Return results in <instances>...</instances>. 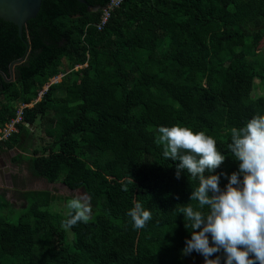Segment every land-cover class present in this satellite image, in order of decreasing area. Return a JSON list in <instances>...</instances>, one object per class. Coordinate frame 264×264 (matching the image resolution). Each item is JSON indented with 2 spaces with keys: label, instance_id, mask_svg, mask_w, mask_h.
<instances>
[{
  "label": "trees",
  "instance_id": "16d2710c",
  "mask_svg": "<svg viewBox=\"0 0 264 264\" xmlns=\"http://www.w3.org/2000/svg\"><path fill=\"white\" fill-rule=\"evenodd\" d=\"M109 1L43 0L24 38L0 17V70L10 78V63L26 57L14 81L0 73V127L28 104L0 150L18 149L14 161L53 185L17 190L18 212L0 186V264H188L178 209L196 203L199 181L177 177L159 127L213 136L226 157L215 171L230 176L231 129L264 114V95L252 92L264 83V0H124L99 30ZM38 128L52 141L30 154ZM60 183L90 197L87 222L69 227V208L54 211L71 197ZM137 201L152 212L141 229L127 215Z\"/></svg>",
  "mask_w": 264,
  "mask_h": 264
},
{
  "label": "clouds",
  "instance_id": "9594fccd",
  "mask_svg": "<svg viewBox=\"0 0 264 264\" xmlns=\"http://www.w3.org/2000/svg\"><path fill=\"white\" fill-rule=\"evenodd\" d=\"M158 132L164 157L179 161L177 177L186 171L199 181L190 196L196 203L178 209L191 233L183 254L196 251L204 256V264H222L220 255L211 258L220 252L223 264H264V114L231 129L228 148L239 164L230 176L215 171L226 157L213 136L181 124L162 125ZM221 175L228 177L224 187L220 186ZM68 208L66 226L92 217L90 197L75 196ZM127 215L136 229L144 228L152 219L151 210L139 201Z\"/></svg>",
  "mask_w": 264,
  "mask_h": 264
},
{
  "label": "rangeland",
  "instance_id": "374dc122",
  "mask_svg": "<svg viewBox=\"0 0 264 264\" xmlns=\"http://www.w3.org/2000/svg\"><path fill=\"white\" fill-rule=\"evenodd\" d=\"M57 78L60 79L61 77L58 76ZM61 91H63V89L60 90L59 92ZM252 92L254 96L264 95V83L263 82L261 83V80L259 78L255 79ZM51 141L52 139L46 137V135L44 134V130L42 128L41 129L38 128L35 130V134L33 133L32 142L30 141L28 152L31 154L35 149H39L40 152H45L47 150H45L44 145L47 142L50 143ZM12 149L15 152H17V154L19 153L18 149L16 148H12ZM11 162H13L15 169L13 170V172L5 171V169L3 170V168L1 169L0 175H3L5 172H9V173L8 174L5 173L4 175L5 179H3V181L5 180L4 182L3 181L1 182L0 180V186L3 187L4 189H7V197L13 203L12 208L15 209L16 212H18L21 211V209H23V207L25 206L24 204L25 200L19 197L17 190L21 191L28 189H46V188H52L53 185L49 184L43 178L33 177L31 173L28 171L27 164L25 163V161L18 162V164L16 163V161L13 160ZM56 186L59 188V190L57 191L60 194L71 197L67 199V202L65 201L54 202L52 204L54 211H59L62 213L67 212L68 202L75 196L83 195L87 198V195L84 193L82 189L71 190L68 189L62 183L56 184ZM13 220H15V217L13 218ZM184 257L187 260L188 264H204V260H205L204 256L196 251H193L191 254H187V255L184 254Z\"/></svg>",
  "mask_w": 264,
  "mask_h": 264
},
{
  "label": "water",
  "instance_id": "95a60500",
  "mask_svg": "<svg viewBox=\"0 0 264 264\" xmlns=\"http://www.w3.org/2000/svg\"><path fill=\"white\" fill-rule=\"evenodd\" d=\"M42 1L43 0H0V17L16 24L19 29V35L24 38V29L27 27L28 22L38 15ZM25 60L26 57L23 56L10 63V78H7L6 74L1 70L0 73L6 80L14 81L16 78V66L23 63Z\"/></svg>",
  "mask_w": 264,
  "mask_h": 264
},
{
  "label": "built area",
  "instance_id": "2783aa9c",
  "mask_svg": "<svg viewBox=\"0 0 264 264\" xmlns=\"http://www.w3.org/2000/svg\"><path fill=\"white\" fill-rule=\"evenodd\" d=\"M124 0H110L109 3L103 8L101 16L99 21L96 23V26L99 30H102L103 27L107 24L112 12L118 8L121 3ZM79 66H76L78 68ZM60 77L62 75H59ZM58 76L54 77L50 84L53 82H56L58 80ZM50 84H47L43 90L39 92V96L37 97V100H40L45 92V90L48 89V86ZM28 104L23 103L17 110L16 116L12 118L9 122H7L3 127H0V140H7L9 139L13 133L17 130L18 128V123H20L23 120V113H24V107L27 106Z\"/></svg>",
  "mask_w": 264,
  "mask_h": 264
},
{
  "label": "crops",
  "instance_id": "0c3cea01",
  "mask_svg": "<svg viewBox=\"0 0 264 264\" xmlns=\"http://www.w3.org/2000/svg\"><path fill=\"white\" fill-rule=\"evenodd\" d=\"M8 152H11V155H12V160L14 161V157L17 155V152H15L13 149H9V151L7 150H0V174H1V169L3 168V170L5 169V171H9V165H13V162H11V164L9 163L8 166H6L7 162L5 161V154L8 153ZM18 164V162H16ZM14 165L12 166V168L14 169ZM17 169V168H16ZM10 172V171H9ZM7 173V172H5ZM0 175V180L1 182L3 181V179H5L4 175ZM5 181V180H4ZM3 181V182H4Z\"/></svg>",
  "mask_w": 264,
  "mask_h": 264
},
{
  "label": "flooded vegetation",
  "instance_id": "af4514ba",
  "mask_svg": "<svg viewBox=\"0 0 264 264\" xmlns=\"http://www.w3.org/2000/svg\"><path fill=\"white\" fill-rule=\"evenodd\" d=\"M11 159H12L11 152L6 153L5 154V161L7 162L6 166H8L9 163L11 164V161H12ZM12 166L13 165H9V171H12L13 172V170L15 169V167H14V169H12ZM8 173L9 172H7L6 174H8Z\"/></svg>",
  "mask_w": 264,
  "mask_h": 264
}]
</instances>
